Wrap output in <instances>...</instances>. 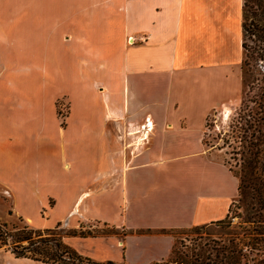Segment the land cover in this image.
I'll use <instances>...</instances> for the list:
<instances>
[{
	"label": "crops",
	"instance_id": "crops-1",
	"mask_svg": "<svg viewBox=\"0 0 264 264\" xmlns=\"http://www.w3.org/2000/svg\"><path fill=\"white\" fill-rule=\"evenodd\" d=\"M67 5L68 11L57 17L69 16L71 26L60 25L56 31L58 44L70 39L68 59L75 65L72 70L66 60H59L60 69L68 67L76 80L65 127L56 113V92L46 89L40 95L33 88L42 82L45 89L60 73L55 70L51 80L45 57L35 58L24 49L35 43L5 27V10H0V50H9L12 36L22 45L11 49L15 57L32 56L45 65L44 77L33 72L15 88L29 98L26 109L15 102L0 113V122L18 115L34 123L22 136L10 133L4 138L0 132V184L10 194L14 212L31 227L57 211L61 217L53 228L69 215L75 229L93 221L109 223L126 232L128 262L159 260L168 255L171 240L149 231L221 221L238 196V179L207 146L206 129L211 113L237 100L233 81L242 77L245 57V0H69ZM0 59L5 61L1 54ZM146 82L164 88L156 91L143 119L138 88ZM131 85L132 114L139 121L125 123ZM89 91L105 96L103 108ZM110 126L132 131L129 136L135 141L129 153L112 145ZM138 136L142 138L136 144ZM110 159L122 162L117 181L93 186L110 172ZM75 235L70 243L88 249L80 251L100 260L123 259L118 238ZM143 238L161 242L162 250L134 253L136 241ZM116 249L119 256L107 255ZM96 250L106 255L90 252Z\"/></svg>",
	"mask_w": 264,
	"mask_h": 264
},
{
	"label": "rangeland",
	"instance_id": "rangeland-1",
	"mask_svg": "<svg viewBox=\"0 0 264 264\" xmlns=\"http://www.w3.org/2000/svg\"><path fill=\"white\" fill-rule=\"evenodd\" d=\"M67 2L69 3V0H61L58 5L57 0H0V10H5V14H2L1 17L5 27L9 28V30L13 29L16 32L20 31L26 37H30V40L34 42L36 46L30 48L31 46H29L28 43L27 46H29V48L27 49L26 47L24 49L28 52H34L33 57L35 58L38 57L43 60L45 57V61L48 63L46 67L49 69L48 75H50V77L53 76L55 70L56 73L61 74H55L57 75L56 84L49 81L48 88L46 87L44 89L42 82L40 84L36 82L33 88H35L34 91L40 93V95H43L42 92H46V89L50 94L56 92L55 109L62 127L67 126V118L71 111V99L69 94H72V90L76 84V80L72 77L70 78L68 67L67 69H60L59 66V60L60 62L66 60V64L70 65L72 70H75V65L73 66V63L70 61L71 59H68V55L70 54L68 53L70 39L69 41L64 40L65 45L63 43L60 45L58 44V36H56V31L60 25L61 28L71 26V19L69 16L62 18L57 17L58 13H66L68 11ZM248 4V23L254 21L264 26V0L261 1L260 5H258L255 0H248ZM54 6H56L55 10ZM65 36H68V34ZM10 37L9 50H4L3 52L0 50V54L5 60L2 63L0 59V89L4 91V94L0 92V113L3 111L2 109L4 106H10L15 102L16 104L17 102L18 104L20 103V106L18 105L20 109H26V101H29V98L23 96L20 90L15 89L17 84L23 81H29V76L33 72H38L41 78L44 77L45 73V65L43 62H39L32 56L17 58L12 54L11 49L22 48V45L18 43L15 37ZM249 44L255 45L250 40ZM55 47H57V51ZM55 61L57 65L53 64ZM257 62V69L260 70L262 68L264 70L262 61L258 60ZM244 84L243 77H237L236 80L233 81V87L238 93L237 100L234 104L232 103L230 106H227L231 108L230 115L226 116V108H223L211 113L207 120V146L215 152V155L220 158L221 162L225 164L238 179V196L230 202L227 217L212 224L149 231V233L167 235L166 239L171 240V249L165 257L145 264H232V261L234 264V259L232 260L229 256L233 255L234 257V255L237 254V252L233 251L236 247L239 250L242 249L239 264H264V175L261 176V179L255 178L249 180L245 178L242 188H239L241 184L239 174L241 153L245 149L247 150V145L251 140V134L255 129V127L251 129L248 128L249 124L247 121L250 119V115L248 109H245L242 104L243 91L247 89V85ZM78 85L80 86V84ZM54 87L55 89L53 90ZM101 87L103 88V86L98 83L97 89L103 92ZM11 88L13 90H9ZM163 88L164 86L162 85H154V82L141 83L138 90L140 92V109L142 110L141 117L143 119L151 107L150 102L154 99L156 91ZM23 89H27V87ZM134 90L133 85H131L129 94L130 112L127 114L126 118L122 120L125 123L130 122L133 118L139 121V117L132 114L135 102ZM89 96H91L92 100L96 101L101 108H103L105 106L104 103L107 102L103 94L98 95L89 91ZM40 98L42 99V97ZM80 117L81 114L79 120H81ZM100 117L101 116H99V118ZM32 121V119H23L19 118L18 115H12V119L10 118L9 122L5 121L4 123V121L1 120L0 123L5 128H3L2 131L0 130V132L5 135L4 138L10 133L22 136L29 131L28 128L30 126L34 125ZM108 121L112 122L110 120ZM107 132L111 137L110 139H112V145H119L124 150L127 149L128 153L130 152L128 147L135 141L133 136H129L132 134V131L123 130L121 132L110 126ZM119 136L123 138L119 140ZM55 139H58L57 134L55 135ZM120 165H122V162H118L117 159H115V161L110 159V172L105 174L104 179L100 181L99 185L93 186L98 187L102 184L103 187H108L116 182L119 172L123 170V168H120ZM261 182L263 184H261ZM43 214L46 216V212ZM60 217V211H57L50 219H36L34 226L36 228H53L58 223ZM69 218H71V215L57 227L64 240L75 247L81 254L92 257L98 261H106L80 251L79 249H83V246L78 243H70L69 239L73 236L74 232H77V235H75L77 237L81 235L87 237L90 235L106 238L115 237L118 238V245H120L119 248L122 249L123 259L120 261L113 258L109 259L116 261V263L131 264L124 258L126 243L125 230L117 228L109 223H97L96 221L88 224L92 228H88V225H84L86 227L75 229L71 228L69 225ZM0 220L6 224L7 230L14 234L18 233L19 230L26 226L23 217L12 209L11 196L7 189L1 184ZM142 232L145 233V230ZM256 237L259 238V240H256ZM8 247L9 245L0 246V264H54L44 263L26 257L16 258L15 254ZM161 247V242L143 238L136 241L134 253L137 254V252H142L145 249L144 255H149L162 250ZM117 251L118 249L111 250L107 255L117 257L119 256ZM90 252L98 256L106 255V253L101 250ZM140 255H142V253H140Z\"/></svg>",
	"mask_w": 264,
	"mask_h": 264
},
{
	"label": "trees",
	"instance_id": "trees-1",
	"mask_svg": "<svg viewBox=\"0 0 264 264\" xmlns=\"http://www.w3.org/2000/svg\"><path fill=\"white\" fill-rule=\"evenodd\" d=\"M255 1L260 5L262 0ZM248 6V0H245L243 40L245 57L242 62V77L247 89L243 91L242 104L245 109H248L250 115V119L247 121L248 128L255 127V129L251 134L247 150L245 149L241 153L240 189L245 178L249 180L261 179V176L264 175V70L257 69L258 60L264 64V26L254 21L248 23ZM249 40L255 45L249 44ZM261 184L263 183L261 182ZM255 239L259 240L257 237ZM4 245H9L8 248L16 257L31 258L44 263L124 264L116 263L114 260L98 261L81 254L64 240L58 227L34 228L26 224L23 229L14 234L9 232L6 224L0 220V246ZM233 251L237 254L234 257L233 255L229 257L234 259V264H239L242 249L239 250L236 247Z\"/></svg>",
	"mask_w": 264,
	"mask_h": 264
},
{
	"label": "bare ground",
	"instance_id": "bare-ground-1",
	"mask_svg": "<svg viewBox=\"0 0 264 264\" xmlns=\"http://www.w3.org/2000/svg\"><path fill=\"white\" fill-rule=\"evenodd\" d=\"M66 40H69V38L67 37ZM129 41H130L131 43H133L132 38H130ZM230 113H231V108L226 107V111H225L226 116H227V115H230ZM141 138H142V136H140V137L138 136V138H137V140H136V144H137V143H138V144L140 143L139 141H141ZM67 166H68V165H67ZM68 167H69V166H68Z\"/></svg>",
	"mask_w": 264,
	"mask_h": 264
}]
</instances>
